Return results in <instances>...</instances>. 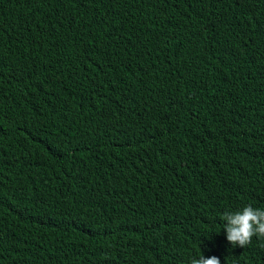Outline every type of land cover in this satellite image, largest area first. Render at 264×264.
Segmentation results:
<instances>
[{
    "label": "trees",
    "instance_id": "trees-1",
    "mask_svg": "<svg viewBox=\"0 0 264 264\" xmlns=\"http://www.w3.org/2000/svg\"><path fill=\"white\" fill-rule=\"evenodd\" d=\"M264 0H0V264H264Z\"/></svg>",
    "mask_w": 264,
    "mask_h": 264
},
{
    "label": "clouds",
    "instance_id": "clouds-1",
    "mask_svg": "<svg viewBox=\"0 0 264 264\" xmlns=\"http://www.w3.org/2000/svg\"><path fill=\"white\" fill-rule=\"evenodd\" d=\"M224 230L227 241L234 247H245L253 236L264 238V210L245 206L236 212H225ZM191 264H221L216 256L193 258Z\"/></svg>",
    "mask_w": 264,
    "mask_h": 264
}]
</instances>
